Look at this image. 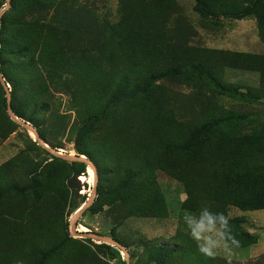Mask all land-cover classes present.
Listing matches in <instances>:
<instances>
[{
	"label": "trees",
	"instance_id": "obj_1",
	"mask_svg": "<svg viewBox=\"0 0 264 264\" xmlns=\"http://www.w3.org/2000/svg\"><path fill=\"white\" fill-rule=\"evenodd\" d=\"M194 1L199 12L215 11L210 0ZM98 9L85 0H0V138L19 127L8 107L55 151L60 137L74 134L77 155L93 162L98 178L111 169L105 193L123 191L121 219L167 215L159 175L186 193L181 211L190 214L205 204L223 214L228 205L264 208V134L247 112L218 101L219 92L236 91L224 80L226 69L257 71V98L264 97V55L179 43L171 25L182 12L177 0H118L114 12ZM218 9L256 17L264 42V0ZM61 94L70 98L74 118L54 109ZM239 122L245 132L219 130ZM30 141L29 150L46 157L18 151L0 164V264L54 259L62 239L54 223L65 205L70 215L86 199L69 192L66 181L86 175L87 163L61 164ZM103 195L98 179L91 206ZM169 246L153 248L165 257Z\"/></svg>",
	"mask_w": 264,
	"mask_h": 264
},
{
	"label": "rangeland",
	"instance_id": "obj_2",
	"mask_svg": "<svg viewBox=\"0 0 264 264\" xmlns=\"http://www.w3.org/2000/svg\"><path fill=\"white\" fill-rule=\"evenodd\" d=\"M85 1L92 2L98 10L110 13L114 12L118 5V0ZM252 1L210 0L215 5V11L206 13L199 12L194 0H177L182 12L174 15L171 20L175 38L179 43L190 46L264 55V42L258 35L256 17H230L217 12L219 7L237 9ZM259 79V73L251 69H226L224 80L232 83L236 91L219 92L218 101L224 108L247 112L250 115V124L264 134V97L257 98V90L261 92ZM4 87L9 98V86L4 84ZM174 87L184 94L190 92L184 85L175 84ZM54 109L59 113H68L70 118L75 116L72 102L67 95L61 94ZM13 119L17 120L19 127L5 139L0 138V164L18 151L25 152L32 159L46 157L40 150H29V146H32L30 138L37 139L34 129L23 125L18 119ZM219 130H232L231 134H234V131L245 132L246 127L244 123L239 122L233 125L224 124ZM74 137V134H66L59 138L61 147L58 151L48 150L62 160L59 159V163L81 161L77 160ZM79 158H84V155ZM89 166L87 165L86 175H83L85 180L82 181L81 191L86 195L85 202L77 213L73 211L70 215L69 207L65 205L63 208L61 219L54 223L56 231L62 237L59 238V251L54 259H47L44 264H264V208L242 210L228 205L224 212L228 219L227 249L221 248L215 258H208L199 251L197 242L190 235L184 219L190 212L185 209L181 211V207L184 208L182 202L186 199V193L182 189L178 190L177 184L172 182L168 185L167 177L159 175V180L167 189L166 216L132 215L121 219L118 216L122 212L119 199L123 191L120 190L115 195L105 193L110 183L112 184L111 169L106 168L98 178L97 174L92 173L91 166L89 175ZM88 178L91 179L92 185ZM97 178L104 195L100 199L101 202L91 206L94 188L98 184ZM70 190L72 189L69 188V192ZM201 207L209 209L207 204ZM65 222L68 233L64 231ZM82 226L86 230H83ZM233 240L236 243H233ZM159 243L173 246L174 250L171 252L169 246L167 256L162 257V254L153 248ZM114 251L118 256L113 255Z\"/></svg>",
	"mask_w": 264,
	"mask_h": 264
},
{
	"label": "clouds",
	"instance_id": "obj_3",
	"mask_svg": "<svg viewBox=\"0 0 264 264\" xmlns=\"http://www.w3.org/2000/svg\"><path fill=\"white\" fill-rule=\"evenodd\" d=\"M184 219L203 255L215 258L219 249H227L228 219L223 213L204 208L198 215L186 214ZM233 243L236 241L233 240Z\"/></svg>",
	"mask_w": 264,
	"mask_h": 264
},
{
	"label": "water",
	"instance_id": "obj_4",
	"mask_svg": "<svg viewBox=\"0 0 264 264\" xmlns=\"http://www.w3.org/2000/svg\"><path fill=\"white\" fill-rule=\"evenodd\" d=\"M9 101H10V95H9V98H8V103H9ZM8 109V112H9V114H10V116L12 117V118H15V119H18V120H20L19 118H17L13 113H12V111L10 110V108L8 107L7 108ZM15 121H17V120H15ZM21 121V120H20ZM22 123H23V125H29L28 123H26V122H24V121H21ZM30 127H32L31 125H29ZM33 128V127H32ZM34 129V128H33ZM34 131L36 132V140H39L38 141V144H40L42 147H44V148H47V150H53V149H51L48 145H47V143H45L39 136H38V134H37V131L34 129ZM35 140V139H34ZM43 144H46V146L45 145H43ZM53 151H55V150H53ZM52 153V152H51ZM53 154V153H52ZM55 155V154H54ZM77 160H81V161H83V162H85V163H87V165H89V162H91V163H93L90 159H88V158H86L85 156H84V158H79V155H77ZM81 175H84V174H82V173H79V174H76V175H73V176H71V177H68V179H67V181H66V184H67V186L69 187V188H71V189H73L74 190V196L76 197V198H78V197H80L82 194H83V192L81 191L82 189H83V185H82V180L79 178ZM94 195H95V188H94Z\"/></svg>",
	"mask_w": 264,
	"mask_h": 264
},
{
	"label": "bare ground",
	"instance_id": "obj_5",
	"mask_svg": "<svg viewBox=\"0 0 264 264\" xmlns=\"http://www.w3.org/2000/svg\"><path fill=\"white\" fill-rule=\"evenodd\" d=\"M56 153H59V152H56ZM91 162H89V165L91 166V171H92V173L94 174V175H96V171H95V167H94V165L91 163ZM82 181H83V178H84V176L83 175H81L80 177H79Z\"/></svg>",
	"mask_w": 264,
	"mask_h": 264
}]
</instances>
